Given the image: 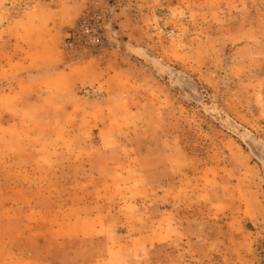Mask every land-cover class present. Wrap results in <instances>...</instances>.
<instances>
[{
  "label": "rangeland",
  "instance_id": "obj_1",
  "mask_svg": "<svg viewBox=\"0 0 264 264\" xmlns=\"http://www.w3.org/2000/svg\"><path fill=\"white\" fill-rule=\"evenodd\" d=\"M85 15L109 25L102 47L118 53L122 30L142 25L138 41L149 46L140 48L155 73L158 59L157 85L169 97L161 128L177 136L146 144L138 129L127 140L132 127H105L121 165L127 149L148 153L152 188H140L129 206L123 190L104 193L108 205L70 225L65 257L49 262L44 254L37 264H264V0H0V105L13 108L21 95L45 100L32 92V77L38 66L88 54L66 44ZM33 112L2 110L25 127L0 138V157L45 148L48 128L33 130ZM49 163L44 155L35 161ZM7 177L0 198L15 189ZM95 212L103 221L90 219ZM45 218L29 214L40 231ZM4 225L13 231L14 223ZM34 229L27 220L23 231Z\"/></svg>",
  "mask_w": 264,
  "mask_h": 264
},
{
  "label": "crops",
  "instance_id": "obj_2",
  "mask_svg": "<svg viewBox=\"0 0 264 264\" xmlns=\"http://www.w3.org/2000/svg\"><path fill=\"white\" fill-rule=\"evenodd\" d=\"M141 26L122 30L126 38L121 39L124 48L119 53L114 48L97 47L86 51L85 56L60 58L53 65L47 64L48 68L52 66L47 71L38 66L40 72L32 77L38 84L32 92L46 93L43 102H29L21 95L13 108L0 105L4 114L15 109L34 110L33 130L37 132L39 126L48 128L43 150H17V162L15 156L0 157V188L10 184L7 176L15 183V189L0 198V264H37L44 254L49 262L62 260L68 249L70 225L78 217L85 218L87 209L108 205L103 202L104 193L123 190L129 206L140 188L147 195L151 190L148 153L127 149V163L121 165L118 140L104 133L105 127H132L134 133H128L127 140H136L138 129L137 140L146 144L177 136L161 128L166 124L164 114L170 109L169 97L166 87L157 85L158 59L154 60L155 73L148 66V60H152L145 54L147 48H140L146 44L138 41L136 32ZM1 112V140L25 127L21 117L13 121L2 117ZM43 155L50 163L38 168L35 161ZM21 211L26 212L25 218L17 217ZM30 212L45 215L44 231L37 228V220H29ZM90 219L103 221L98 212ZM27 220L35 223L31 234L23 231ZM6 222L14 223L13 231H7Z\"/></svg>",
  "mask_w": 264,
  "mask_h": 264
},
{
  "label": "built area",
  "instance_id": "obj_3",
  "mask_svg": "<svg viewBox=\"0 0 264 264\" xmlns=\"http://www.w3.org/2000/svg\"><path fill=\"white\" fill-rule=\"evenodd\" d=\"M100 16H83L78 23L67 33L66 44L68 48L81 47L93 49L102 47L107 39V29Z\"/></svg>",
  "mask_w": 264,
  "mask_h": 264
}]
</instances>
